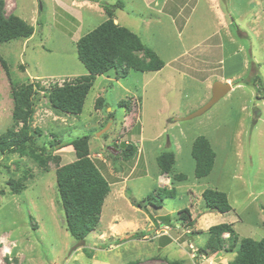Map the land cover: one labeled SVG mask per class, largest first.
Instances as JSON below:
<instances>
[{
    "label": "rangeland",
    "instance_id": "1",
    "mask_svg": "<svg viewBox=\"0 0 264 264\" xmlns=\"http://www.w3.org/2000/svg\"><path fill=\"white\" fill-rule=\"evenodd\" d=\"M3 1L4 14H17L34 32L0 42V133L13 127V83H32V128L40 129L37 144L54 159L43 168L17 152L0 154V264H227L234 252L201 250L209 226L233 223L238 239L262 236L264 0ZM101 1L119 4L114 22L139 35L164 65L129 70L123 78L114 70L97 75L81 113L57 112L43 92L87 74L76 41L107 18ZM216 80L244 88L199 116L176 119L202 106ZM98 96L104 100L97 109ZM201 135L215 158L211 172L196 178L190 149ZM82 136L110 191L97 227L79 241L65 228L55 171L75 159L68 140ZM127 142L136 151L124 160L120 151ZM166 151L175 163L162 173L156 159ZM178 174L184 179L173 178ZM9 179L25 188L13 192ZM215 186L226 193L228 212L205 208L202 190ZM171 187L173 193L163 191ZM184 207L195 220L191 228L175 220Z\"/></svg>",
    "mask_w": 264,
    "mask_h": 264
},
{
    "label": "trees",
    "instance_id": "2",
    "mask_svg": "<svg viewBox=\"0 0 264 264\" xmlns=\"http://www.w3.org/2000/svg\"><path fill=\"white\" fill-rule=\"evenodd\" d=\"M118 5L101 1L107 18L76 41L77 56L86 68L87 74L76 76L71 81L64 80L62 85H53L43 92L55 111L67 114L81 113L85 97L97 75L114 70L116 78H123L129 70L158 71L163 67L164 62L153 50L145 46L139 35L114 22V12ZM33 32V25L17 14L10 13L6 16L4 1L0 0V42L29 38ZM138 52H141V55ZM13 84L10 95L13 102L14 122L13 127L0 133V154L17 152L20 157L28 156L46 168L47 162L54 157L45 144H37L41 135L40 129L32 128L34 84L22 83L19 86ZM103 100L102 96H98L95 100V108H100ZM118 105L129 107V101L120 100ZM88 140L87 136L68 140V145L73 146L75 159L61 165L55 171L56 189L64 215L65 228L74 239L79 241H83L97 227L104 199L110 191L109 182L89 157ZM57 143H60V140L54 145ZM135 151V146L127 142L121 149L120 156L127 160L134 156ZM190 154L194 160L195 177L207 176L213 168L215 152L206 136L201 135L193 140ZM156 161L162 173H169L175 163L174 153L163 152ZM173 178L181 180L184 176L178 174L173 175ZM8 184L15 193L25 188V184L20 179H9ZM163 191L173 193L174 190L171 187ZM201 194L205 208L220 213L231 210L224 191L208 187L203 189ZM143 200L145 199L136 202V206L141 207ZM166 217L162 218L168 220L169 216ZM175 220L184 221L190 228L195 223L187 207L178 210ZM201 231L196 230L200 233ZM224 233L228 234L226 238L223 237ZM201 250L206 254L221 250L234 252L235 256L227 264H264V233L259 239L252 237L238 239L232 223H217L208 227L207 239ZM135 263L136 261H131L128 264ZM169 264L184 263L180 260H172Z\"/></svg>",
    "mask_w": 264,
    "mask_h": 264
},
{
    "label": "water",
    "instance_id": "3",
    "mask_svg": "<svg viewBox=\"0 0 264 264\" xmlns=\"http://www.w3.org/2000/svg\"><path fill=\"white\" fill-rule=\"evenodd\" d=\"M231 90V84L229 82H222L220 80H216L213 82L211 86V96L210 98L198 109L191 112L190 114L176 118V119H191L193 117L199 116L203 114L205 111H207L213 104H215L217 101H219L222 97H224L229 91ZM110 123L107 125L109 126ZM103 129L102 131H104Z\"/></svg>",
    "mask_w": 264,
    "mask_h": 264
},
{
    "label": "crops",
    "instance_id": "4",
    "mask_svg": "<svg viewBox=\"0 0 264 264\" xmlns=\"http://www.w3.org/2000/svg\"><path fill=\"white\" fill-rule=\"evenodd\" d=\"M79 1H87V2H89V1H91L92 3H94L93 2V0H78V2ZM75 2H77V0H75ZM116 19V18H115ZM172 21H173V19H172ZM180 31V30H179ZM208 47H211V44L208 46ZM205 49V48H204ZM204 51V50H203ZM209 52H211V49H210V51ZM189 53V49H187L185 52H183L182 53V55H186V54H188ZM178 58V57H177ZM237 74V73H236ZM231 78H233L234 76L233 75H229ZM237 78V77H236ZM220 80H224V81H229V79L228 78H222V77H220ZM242 88H244V85H243V83H237V84H235L234 83V85L231 83V90L225 95V96H227L233 89H242ZM210 96L211 95H209V96H207V95H205V97L203 98V99H201V104H203V103H205L209 98H210ZM224 96V97H225ZM224 97H222V98H224ZM203 102V103H202ZM259 115H260V113H259ZM208 139V138H207ZM209 140V139H208ZM209 142H210V140H209ZM213 188H218L217 186H215V187H213ZM260 210L263 212L264 211V209H262V207L260 208ZM233 224V223H232ZM264 233V232H263ZM263 233H262V235H263ZM227 235L228 234H226V233H224L223 234V236L224 237H227Z\"/></svg>",
    "mask_w": 264,
    "mask_h": 264
}]
</instances>
